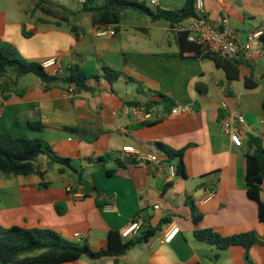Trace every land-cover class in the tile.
Listing matches in <instances>:
<instances>
[{
	"label": "crops",
	"instance_id": "0c3cea01",
	"mask_svg": "<svg viewBox=\"0 0 264 264\" xmlns=\"http://www.w3.org/2000/svg\"><path fill=\"white\" fill-rule=\"evenodd\" d=\"M78 1L99 6L105 0ZM185 2L157 0L153 6L180 10ZM204 2L213 25H219L223 16L229 18L239 45L247 44L252 31L264 33V0ZM28 11L30 7L23 9L25 17L18 21H8L7 12L0 11V39L27 60L42 64L55 60L56 65L46 68L50 75L67 76L78 64L89 77L99 78H90L89 90L75 94L63 83L46 90L41 79L30 74L16 88L24 94L13 93L7 99L2 97L3 82L11 73L0 78V131L43 139L53 151L36 159L42 177L0 172V224L51 229L65 241L87 243L95 251L107 247L110 231H122L135 218L141 228L130 238L154 230L120 257H83L61 264H264V225L245 184L250 136L264 146V40L253 51L252 63L238 67L240 78L229 81L212 59L180 54L168 20L152 21L129 10L119 24L112 25L116 34L109 36L98 35L109 25L95 24L85 13L65 22ZM107 67L120 73L117 81L105 78ZM245 77H252L258 86L247 89ZM223 102L229 111L244 116L240 141L221 132ZM155 105L163 108L157 120L141 121L133 113L135 108ZM174 106H189L191 112L172 116ZM158 143L184 150L185 177L177 173L171 177L166 166L137 161L136 153L168 160ZM125 151L129 154L122 160ZM53 157L70 159L76 172ZM210 193L212 198L204 202ZM263 197L264 182V203ZM190 202L203 215L198 225ZM107 204L115 211H105ZM56 206H61V213ZM173 225L179 231L165 243L164 235ZM197 228L223 236L254 231L259 242L248 256L240 245L220 250L197 240Z\"/></svg>",
	"mask_w": 264,
	"mask_h": 264
},
{
	"label": "trees",
	"instance_id": "16d2710c",
	"mask_svg": "<svg viewBox=\"0 0 264 264\" xmlns=\"http://www.w3.org/2000/svg\"><path fill=\"white\" fill-rule=\"evenodd\" d=\"M34 10L41 11L49 17L60 21H69L73 16L81 12L91 14L92 21L100 25H117L127 11H137L151 18L152 21L160 19L168 20L173 27L174 24L182 22L189 17H196V0H186L180 10L150 9L144 1L138 0H105L102 5L93 6L85 3L83 9L74 11L66 7L56 5L49 0H33ZM33 14V13H32ZM25 36L30 35L24 32ZM262 39L264 40V33ZM180 54L192 52L196 55H204L212 59L218 68L225 71L229 81L240 78V71L236 63H232L222 57L204 53L202 48L187 41V34L182 33L178 37ZM16 65L17 67H13ZM105 78L113 83L117 81L120 73L105 68ZM11 73L10 77L4 80L2 97L7 99L11 94L16 93L22 96L23 91H18L19 81L27 75H35L48 90L53 84L63 83L73 86V93L78 94L89 90L87 82L90 78L98 79L97 75L89 77L78 64H73L67 76L50 75L42 63L27 60L9 43L0 39V78ZM244 84L247 89H255L258 83L252 77H245ZM164 103L169 99L162 95ZM264 110V102H263ZM249 144L252 152L245 157V184L247 195L258 203V214L261 223L264 225V203L261 200L262 185L264 182V146L258 137L250 136ZM161 150L168 156L169 162L176 166L178 175L185 177L183 162L184 150L175 151L168 146L158 143ZM52 148L43 139H27L13 137L10 134L0 131V172L2 174H14L28 176L37 174L40 177L43 173L36 167V159L41 155L51 154ZM54 161L66 164L71 170L76 169L71 165L68 158L53 157ZM116 171H107L108 175ZM193 211V221L196 225L201 222L202 214L198 211L193 202H190ZM61 206H56L61 213ZM121 231H110L108 234V245L100 250H93L87 243L73 244L65 241L61 235L51 229H25L18 226L3 227L0 224V264H61L75 261L83 257L91 260H100L105 257H120L135 244L148 239L154 234V230L147 229L139 238H123ZM195 238L220 250L228 249L231 246H243L247 252L253 245L259 242L256 232L249 231L229 236H223L213 229H200L194 231Z\"/></svg>",
	"mask_w": 264,
	"mask_h": 264
},
{
	"label": "built area",
	"instance_id": "2783aa9c",
	"mask_svg": "<svg viewBox=\"0 0 264 264\" xmlns=\"http://www.w3.org/2000/svg\"><path fill=\"white\" fill-rule=\"evenodd\" d=\"M151 4L156 5L157 0H150ZM196 17H189L184 19L180 23H176L172 27L173 35L178 39L180 34H187V41L200 46L204 53L215 54L227 61L236 63L238 67L242 64H250L253 61L252 53L257 48L260 47V41L263 36V31H252L249 33L248 42L246 45H239L234 36V32L230 27L229 18L223 16L221 18L220 24L213 25L206 16V7L204 0H196L195 2ZM115 28L109 25L107 28L99 31L98 35H115ZM241 53H244L242 56ZM43 67L49 68L56 65L55 60H49L44 62ZM69 92L73 93V86L70 85ZM223 110V117L221 119V132L225 135L236 137L237 141H240L242 136L240 132V124L244 122L243 114L234 113L229 111L226 102L221 105ZM191 107L189 106H174L170 109V115L177 116L180 114L190 113ZM134 115L137 119L141 121H146L148 118H157L159 115H163V108L155 105L154 107H138L133 110ZM126 154L125 151L122 155V160ZM137 161L140 164H145L146 162L153 163L156 167L162 168L166 166L167 171L171 177L176 175V166L163 157L152 154H138L136 153ZM213 196L210 193L204 200L207 202ZM159 206L156 205L155 208ZM105 211L114 212L115 208L112 204H107L104 207ZM141 228V221L138 218L132 220L129 225L124 228L121 232L123 238H129L131 235L135 234ZM179 228L175 225L171 226L169 230L164 235V242L169 243L173 237L177 234Z\"/></svg>",
	"mask_w": 264,
	"mask_h": 264
},
{
	"label": "rangeland",
	"instance_id": "374dc122",
	"mask_svg": "<svg viewBox=\"0 0 264 264\" xmlns=\"http://www.w3.org/2000/svg\"><path fill=\"white\" fill-rule=\"evenodd\" d=\"M51 1L55 3L56 5L65 6L75 11H80L83 9V4L79 2L78 0H51ZM144 2L150 9L152 10L156 9V7L153 6V4H151L150 2H146V1ZM226 4H228V2H226ZM27 7H30V11H28V15H32V13L34 14L37 13V12H32L35 8L33 4V0H0V11L4 10L7 12L8 21L23 20L25 16L23 15L22 10L26 9ZM39 13H41L45 17H49L42 12H39ZM81 13H85V15L89 17L91 16V14L87 12H81ZM167 40H169L172 43V45L176 44L175 40L171 38L170 36L167 37ZM12 46L18 51V49L14 45ZM13 67H17V66L14 65Z\"/></svg>",
	"mask_w": 264,
	"mask_h": 264
}]
</instances>
